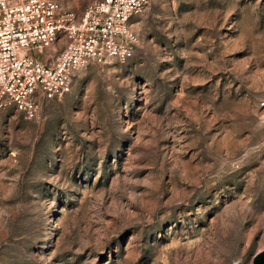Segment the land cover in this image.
<instances>
[{
	"label": "rangeland",
	"instance_id": "rangeland-1",
	"mask_svg": "<svg viewBox=\"0 0 264 264\" xmlns=\"http://www.w3.org/2000/svg\"><path fill=\"white\" fill-rule=\"evenodd\" d=\"M132 24L128 60L77 70L33 118L2 110L0 264H252L264 249V0H149Z\"/></svg>",
	"mask_w": 264,
	"mask_h": 264
},
{
	"label": "built area",
	"instance_id": "built-area-1",
	"mask_svg": "<svg viewBox=\"0 0 264 264\" xmlns=\"http://www.w3.org/2000/svg\"><path fill=\"white\" fill-rule=\"evenodd\" d=\"M148 3L95 0L77 13L61 0H0V114L13 106L33 118L37 97L69 92L77 70L131 58L139 46L133 18ZM60 41L61 51L43 59Z\"/></svg>",
	"mask_w": 264,
	"mask_h": 264
},
{
	"label": "water",
	"instance_id": "water-1",
	"mask_svg": "<svg viewBox=\"0 0 264 264\" xmlns=\"http://www.w3.org/2000/svg\"><path fill=\"white\" fill-rule=\"evenodd\" d=\"M252 264H264V249L255 254Z\"/></svg>",
	"mask_w": 264,
	"mask_h": 264
}]
</instances>
